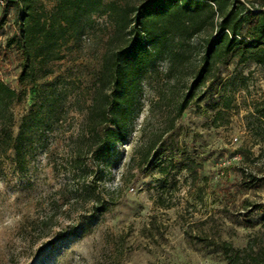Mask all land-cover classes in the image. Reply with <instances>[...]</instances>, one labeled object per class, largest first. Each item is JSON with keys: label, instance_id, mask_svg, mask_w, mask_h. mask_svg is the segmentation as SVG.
I'll return each mask as SVG.
<instances>
[{"label": "rangeland", "instance_id": "rangeland-1", "mask_svg": "<svg viewBox=\"0 0 264 264\" xmlns=\"http://www.w3.org/2000/svg\"><path fill=\"white\" fill-rule=\"evenodd\" d=\"M100 1L80 10L32 1L43 19L60 20L62 7L72 21L49 56L32 59L22 83L19 55L5 50L12 8L0 29V78L19 93L10 127L24 137L19 162L0 151V264H227L223 246L240 252L237 264L258 255L264 263V64L251 58L260 48L217 57L177 116L216 34L215 5L182 17V30L157 48L146 46L155 63L141 75L123 140L100 160L83 148L80 166L70 163L103 63L127 39L122 17L146 0ZM240 1L264 10V0ZM156 140L194 160L200 176L163 178L140 164Z\"/></svg>", "mask_w": 264, "mask_h": 264}, {"label": "trees", "instance_id": "trees-1", "mask_svg": "<svg viewBox=\"0 0 264 264\" xmlns=\"http://www.w3.org/2000/svg\"><path fill=\"white\" fill-rule=\"evenodd\" d=\"M32 1L0 0L2 2L0 29L10 8L13 10V27L5 40V50L15 51L19 55L18 81L21 83L30 74L32 59L40 55L43 58L49 56L56 37L63 34L72 21L62 7L57 10L61 16L60 20L51 22L43 19L40 15L34 14ZM64 2L76 10L101 4L100 0ZM203 4L209 8L211 4L215 5L216 10L211 11L212 18L217 12L220 21L216 26L215 36L207 43L201 65L188 93L177 108V116H180L189 105L193 90L200 89L212 76L215 60L220 55L230 53L238 55L239 52L252 47L260 48L258 53H252L251 58L256 64H264V10L255 9L252 3H248L251 5L246 7L240 0H205L201 4L191 3L189 0H146L133 6L129 13L122 17V24L119 26L123 30H128L124 35L127 37L124 45L110 53L101 68L97 93L86 120L87 129L80 131L81 147L77 149V154L70 162H73L74 167L80 166L79 159L83 148L94 152L97 160H100L108 152L110 144L123 140L124 135L121 134L131 116L141 75L147 67L155 63L154 53L148 52L146 46L152 45L157 48L171 30H182V17L187 15L194 20L198 17ZM54 24H58V29H54ZM18 96L19 93L0 78V118L6 119L8 124V127L0 129V151L4 154L12 152L16 162L24 156V137L21 129L13 135L9 106ZM140 164L154 167L163 178L182 171L194 179L200 176V165L190 158H183L172 147L165 148L164 145H159L157 140L152 141L140 153ZM82 170L84 173L85 169ZM102 210L100 208V211ZM221 249L227 256V264L238 263L239 251H233L231 254L232 249L225 246ZM260 260L258 255L248 264H264Z\"/></svg>", "mask_w": 264, "mask_h": 264}]
</instances>
